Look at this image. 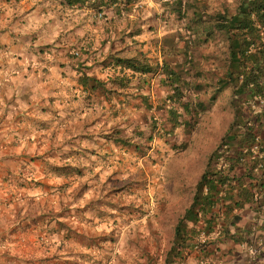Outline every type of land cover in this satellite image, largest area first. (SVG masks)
<instances>
[{"label":"rangeland","instance_id":"rangeland-1","mask_svg":"<svg viewBox=\"0 0 264 264\" xmlns=\"http://www.w3.org/2000/svg\"><path fill=\"white\" fill-rule=\"evenodd\" d=\"M184 1L185 14L178 18L156 0L121 2L120 12L111 7L103 15L66 8L59 0H0V59H10L18 71H11L12 84L27 86L26 99L14 100L25 103L30 95L31 101L46 103L56 96L50 100L54 107L42 109L46 119L40 125L52 135L62 133L57 141H46L43 154L30 156L34 164H44V172L30 164L34 172L0 173V248L14 241L15 248L34 250L27 253L31 264L38 248H56L45 255L46 260L60 255V262L51 264H164L175 257L167 254L170 234L232 116L230 87L211 97L226 66L221 36L201 42L196 23L185 24L193 6L212 14L224 7L232 11L236 0ZM35 7L30 27L23 26L25 10ZM20 31L25 38L18 37L15 46L10 41ZM20 44L30 53L26 62L2 53H22ZM116 57L156 69L133 73L115 66ZM72 64L104 86L83 92ZM162 65L178 73L181 101L189 105L187 112L174 105L180 124L173 129L167 98L172 86ZM120 76L126 86L115 81ZM52 89L55 94L48 95ZM12 199L17 203L6 207ZM25 204L31 229L11 236L13 225L22 228L11 214H20ZM55 217L59 230L47 235ZM2 250L5 262L12 260Z\"/></svg>","mask_w":264,"mask_h":264},{"label":"trees","instance_id":"trees-1","mask_svg":"<svg viewBox=\"0 0 264 264\" xmlns=\"http://www.w3.org/2000/svg\"><path fill=\"white\" fill-rule=\"evenodd\" d=\"M59 1L66 8L85 7L96 10L99 15H103L104 10L111 7L115 9V13H118L120 10L117 4L134 2V0ZM156 1L160 2L164 10L174 13L178 18H182L185 14L184 0ZM200 11L198 6L192 7L191 20L185 24V27H192L190 21L193 20L199 29L198 32L202 33V36L200 34L197 36L201 42L215 34L221 36V41L225 45L226 66L223 75L216 78L211 97L214 98L224 87L230 85L232 88L230 104L234 114L226 131L206 159L204 169L195 183L189 207L176 222L173 242L167 252L169 256L178 255L181 250L179 248H183L187 221L196 222L199 214L204 215L215 204L218 196L225 202L226 209L232 206L242 207L246 201H251L258 189L254 187L260 183L252 186L244 181L253 179L251 171L258 164H264V156L258 157L264 149L260 142L256 155L252 152L256 136L264 129V104L259 102V98L264 97V0H236L232 11L226 7L212 14H204ZM190 41L191 39L187 37L184 44L188 45ZM114 64L120 69L127 68L141 75L156 69L131 57H116ZM161 70L167 74V85L172 86V93L167 95V98L172 102L168 109V118L172 121L171 129H173L180 124V113L174 105L180 104L185 112L189 109V105L181 101L180 86H183V81L180 83L178 73L167 68L166 65H162ZM78 81L82 86L91 88L104 86V82L90 77L85 72H81ZM115 81H118L120 86H126L128 83L124 76L115 78ZM251 102L254 103V107L259 108L258 112H253ZM246 159H250V162ZM238 165L245 168L240 176L235 172ZM206 225L211 227L212 223L207 222Z\"/></svg>","mask_w":264,"mask_h":264},{"label":"crops","instance_id":"crops-1","mask_svg":"<svg viewBox=\"0 0 264 264\" xmlns=\"http://www.w3.org/2000/svg\"><path fill=\"white\" fill-rule=\"evenodd\" d=\"M35 10H37L36 7L25 10V16H27V19L22 18L23 26L25 23L27 27H30L32 21H29V15ZM12 27V25H7V30H5L9 33H13ZM32 27H37V24L33 23ZM21 33L22 31L17 32L14 35L13 41L9 40L11 44L17 46L16 42L21 35L22 39L25 38ZM34 35L35 34H33V36ZM33 39L34 38H32V44H34ZM20 48L22 53L12 50H7L2 53L11 57V59H17V55H20V61L26 62L29 59L27 57H30V53L24 50L26 44L25 46L24 44H20ZM14 54L16 57H12ZM39 54L41 56H38L37 59L40 61L41 59H44V56L42 53ZM3 57L0 59V173H20L24 171L27 173L34 172L32 171L33 166L30 165L34 164L30 161V156L35 155V153L43 154L41 152L45 151L47 148L46 141H57L62 135V133L52 135L50 132L45 131L40 125L43 123L42 126H44L43 119H46L42 109L54 107L52 105L53 101L50 100H53L56 96H50V100L46 103H40L38 99L36 101H31L30 95H28L29 99L26 100L27 102L25 101V103H20L19 101L14 100L21 96L26 99L27 96L24 94V88L27 86H14L12 84L11 81H14L15 78L12 76L13 73L11 71L14 70V68L11 65L10 59H5L6 61H3ZM80 66V64L71 65V68L74 67L76 69L75 73L77 75V81L78 76L82 72ZM14 72L17 73L18 71L14 70ZM85 73L92 77V75L88 74L86 71ZM6 75L8 77H6ZM78 83L81 85L79 81ZM79 87L83 92H88L90 89L97 90V88H91L88 86L81 85ZM228 87H230V85L224 88ZM230 89L232 97V88L230 87ZM222 90L220 92H222ZM49 91L51 94H48ZM48 92V95L55 94L53 89L48 90ZM251 105L254 108V113L259 111V108L256 106L254 107L253 102H251ZM38 108L40 110L39 113L37 112ZM33 110L35 111L33 112ZM233 114L232 108L231 119L228 121L222 135L232 121ZM30 126H33V128L30 129ZM263 131L264 129L260 130L259 135L256 136V142H260L264 146ZM257 151L258 148H253V155H256ZM262 151L263 153L261 152L258 157L263 158L264 149ZM41 157L44 156L42 155ZM246 160L247 162H250V159ZM34 165H36L35 172H44V164L41 163ZM235 170L236 175L240 176L244 173L245 168L238 165ZM251 173L255 178L253 177V179L249 180L245 179L244 183H248L252 186H255L253 184L260 183L254 187L258 188L256 189L255 197L251 201H246L242 207L232 206L229 209H226L225 202L218 196L215 204H213L204 215L200 213L196 222L187 221V231L183 240V248L180 247V253L164 264H264V164H258ZM191 201L192 197L183 208V213L189 207ZM14 202L15 199H12L6 207L10 208L14 206L17 203ZM22 205L24 204L22 203ZM26 209L27 204H25L20 214H18V212L11 214V221H18L17 218H19L22 222V228H20V230L17 231L15 225L9 229L11 236L17 234L24 235L23 230H25V228L26 231L31 229V227H29L30 216L29 213L26 212ZM59 219L60 218L56 219V217L53 219L51 225H53L54 228L51 232L47 231V235L50 233H53L54 236L56 235V232L59 230L56 223ZM207 222L210 224L212 223V226H205V223ZM44 233H46V230H44ZM173 233L174 232L172 231L170 234L172 235V239L174 235ZM26 234L28 235L29 233L26 232ZM14 245L15 242L10 241L8 243L10 248L7 244V248H0V253L4 252L2 249L7 252L3 256L9 255L7 258L12 259L5 262V257H2L0 254V264H31L26 259L29 258L27 253L29 251L32 253L34 250H29L30 248H15ZM23 249L25 250L21 251L22 254L20 255L19 252ZM48 249L50 252L47 251ZM55 249L56 248H38L36 252V255L38 256L36 264H51L56 261L60 262V255H57V257L53 256V258L49 257L47 260L45 258L46 253H52L53 255Z\"/></svg>","mask_w":264,"mask_h":264},{"label":"built area","instance_id":"built-area-1","mask_svg":"<svg viewBox=\"0 0 264 264\" xmlns=\"http://www.w3.org/2000/svg\"><path fill=\"white\" fill-rule=\"evenodd\" d=\"M259 102L261 103V104H264V97H260L259 98ZM258 147V143L256 142L254 145H253V148L255 149V148H257Z\"/></svg>","mask_w":264,"mask_h":264}]
</instances>
